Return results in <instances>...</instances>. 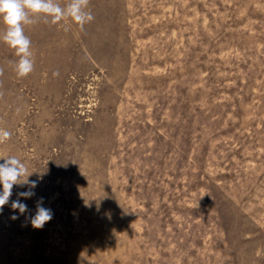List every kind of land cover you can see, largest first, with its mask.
I'll list each match as a JSON object with an SVG mask.
<instances>
[{"label":"rangeland","instance_id":"rangeland-1","mask_svg":"<svg viewBox=\"0 0 264 264\" xmlns=\"http://www.w3.org/2000/svg\"><path fill=\"white\" fill-rule=\"evenodd\" d=\"M87 10L24 26L26 77L0 40V164L38 182L0 212V264H264V0Z\"/></svg>","mask_w":264,"mask_h":264},{"label":"clouds","instance_id":"clouds-1","mask_svg":"<svg viewBox=\"0 0 264 264\" xmlns=\"http://www.w3.org/2000/svg\"><path fill=\"white\" fill-rule=\"evenodd\" d=\"M89 0H69L67 5L61 6L57 0H0V18H2L6 29L0 33V40L15 50V55L19 57L15 64V71L18 77H26L34 69L32 59L31 41L25 35V25L33 24L37 18H43L44 22L57 24L65 19H71L81 29L84 25L93 21L94 16L87 10ZM3 69H0V75ZM58 76L59 72L53 73ZM11 133L0 128V144L8 141ZM28 170L25 164L14 156L4 158V163L0 164V212L4 206L9 204L13 194V187L27 185L28 190L17 193L18 198L11 201V208L18 210L23 215L29 212L28 206L22 203L20 197L29 199L35 195L33 189L37 187V181H29ZM44 200L40 198L36 202L35 214L26 219L30 220L31 226L35 229H42L44 225L53 218L50 208L43 206ZM12 220L18 219V215H12Z\"/></svg>","mask_w":264,"mask_h":264}]
</instances>
